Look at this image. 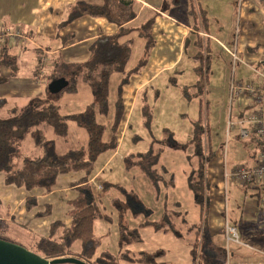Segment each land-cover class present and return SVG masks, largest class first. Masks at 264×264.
<instances>
[{
  "label": "rangeland",
  "instance_id": "1",
  "mask_svg": "<svg viewBox=\"0 0 264 264\" xmlns=\"http://www.w3.org/2000/svg\"><path fill=\"white\" fill-rule=\"evenodd\" d=\"M73 1L0 0V34L8 28L16 27L21 30L23 36L31 32V38L28 41L22 39L20 42L24 43L22 44L24 47H19L20 44L17 46L12 39L9 40L10 46L7 48H3L0 42V118L9 117L13 107L24 108L33 99L56 101L61 105V112L64 114L83 111L93 101L91 87L83 80L78 81L76 91H70L66 87L55 93L50 91L52 81L55 78L63 77L59 74L63 72L66 63L80 59L61 49L63 44L74 40L73 36L63 35L68 33L69 30L66 27L74 21L68 25L60 26L61 21L68 18L69 6ZM145 1L147 4H144L142 9H140L142 3H137L140 14L131 24L134 27H140L150 17L155 18L152 30L156 42L150 48L147 58H151L152 61L156 59L162 63L159 66L150 64L151 66L143 67L139 72H143L142 74H132L123 89L129 87L130 82L133 85L136 79H141L148 73L157 72L173 62L175 64L173 67L162 69L155 76L154 81L140 91L137 102L127 120L126 128L124 125L128 108H125L117 130L119 146L115 150L102 153L97 158L95 174L99 173L95 176V183L101 185L103 182H107L111 185L97 190L100 208L104 216L98 218L94 223L95 235L100 240L94 258L108 250L116 256L118 264H145L137 259L131 260L121 256L123 248L119 244V212L113 203L114 198H121L128 201L130 205L127 213L128 225L138 228L142 236L141 241L127 245L124 250H127L132 257H137L141 251L162 250L164 252L162 258L168 262L191 264V251L195 246L196 231L203 225L204 218L201 216L200 207L196 204L194 194L189 187L188 155L192 151V147L189 146L188 140L193 134L195 121L200 119L208 131L211 147L216 152L224 154L225 161H228L229 166L235 162L244 164L242 163L246 157L244 154L247 153L248 147L254 149V143L238 138V131L235 128L228 129L229 121L237 119L235 116H231L234 105L229 89L233 77L236 80H246L251 78L253 73L244 69L240 63L234 67L228 48L222 47L215 40L204 39L191 33L181 42V38L175 37V33H169L171 28L177 30L181 25L157 15L149 6H156L174 16L179 22H185L189 15L190 3L194 0ZM229 22L230 20L221 22V24L226 26ZM235 26L236 24H233L234 29L232 26L224 29L227 36L224 35L221 38L226 41L229 38L233 41L236 34ZM88 32L87 28L79 30L80 35ZM134 36L133 53L128 62V69L134 68L139 59L146 55L145 40L137 32ZM231 46L232 42L228 41V47L232 50ZM47 49H57V53L53 55V53L47 52ZM83 50L87 55L86 45L83 46ZM199 51L202 52V56H205L206 52L210 54L209 69L205 76L204 93L201 97L189 99L184 95L183 87L193 84L198 78L195 68L203 63L195 58ZM4 55H8L12 60L3 61ZM52 58H54L53 62ZM202 65L204 67V63ZM72 72L73 74L69 75L70 78L76 76L77 68L72 69ZM123 75L115 73L112 76L110 114L107 117L100 116V120L108 127L105 139H109L111 136L110 125L115 112L118 85L122 81ZM145 105L149 106L152 115L149 123L146 122ZM43 128L46 136L55 140L56 150L59 153L87 143L86 131L72 120L68 122L66 136L55 134L52 127L44 126ZM159 139H165L164 152L158 164L163 179L154 183L140 167L127 169L122 158L130 153L147 150L153 140ZM116 150L117 155L109 159ZM40 153L41 149L35 145L32 136L28 134L22 141L15 166L19 167L24 157L36 156ZM163 167L166 168V171ZM74 172L84 175L83 171ZM172 175L173 182L169 183V178ZM7 185L4 172L0 171V192L3 196L6 194ZM242 185L229 180L228 198H232V186L242 192ZM16 187L28 191L32 196L35 192V188L29 190L25 187ZM228 198L226 197L227 204ZM4 201L0 200L1 206ZM175 202H178L179 205L176 206ZM175 209L183 212V218L168 216ZM60 214L62 211L60 210V213L57 211V215L62 216ZM167 218L174 219L177 223L178 233L173 230H157L152 225H142L146 222L164 221ZM26 224L29 226V223ZM229 224L233 226L230 221ZM26 232L28 239L23 243L26 244L27 249L35 251V245L31 241L35 234L29 230ZM209 245L213 249V255L217 257L213 259L215 264H228L231 258L230 251L235 252V247H239L233 241H228L224 233L214 236L213 242ZM203 247L202 245V250ZM80 248V242L76 241L73 246V254H76Z\"/></svg>",
  "mask_w": 264,
  "mask_h": 264
},
{
  "label": "trees",
  "instance_id": "2",
  "mask_svg": "<svg viewBox=\"0 0 264 264\" xmlns=\"http://www.w3.org/2000/svg\"><path fill=\"white\" fill-rule=\"evenodd\" d=\"M137 3L136 0H75L69 7L68 18L61 21L60 26H65L78 18L92 16L104 18L117 26L114 33H100L93 40L89 47L90 55L86 60L66 63L63 72L59 74L69 80L66 88L70 91L77 90L79 80H83L91 87L93 101L83 111L64 114L61 112V105L56 101L33 99L24 108L13 107L9 117L0 118V171L4 172L7 184H14L29 190L38 188L42 189L44 193H49L54 189L56 180L61 174L74 171L84 172V176L76 186L77 195L69 201L67 214L70 218V224L65 225L63 221L53 222L50 235L40 237L34 243L35 252L45 258L75 256L88 264H118L116 256L108 250L94 258L96 248L100 243L94 232V223L104 214L100 208L96 188L90 180L95 175L97 158L102 153L115 150L119 146L117 130L125 110L123 86L129 82L132 74L139 73L146 65L148 62L147 54L156 42L152 30L155 22L154 17L147 19L140 27H134L131 24L138 16ZM136 32L145 40L146 55L139 59L134 68L128 69ZM199 43L201 44L202 41ZM195 58L201 60L204 67L203 63L198 65L195 68L198 75L196 82L183 87V93L189 99L201 97L204 93L210 54L206 52L205 56H202V52L199 51ZM5 60L11 61L12 59L8 55H4L3 61ZM76 68L78 70L76 76L70 78L69 75L73 74L72 69L75 70ZM115 73L124 75L118 85V97L110 125L111 136L109 139H105L108 127L106 123L100 120V116L107 117L110 114V85L111 78ZM144 113L147 118L146 122L149 123L152 116L149 106H144ZM243 114L244 110L241 111L242 116ZM70 120L76 122L80 128L86 131L87 143L78 148L59 153L56 150L55 140L46 136L43 127H52L55 134L66 136ZM28 134L32 136L35 145L41 149V153L36 156L24 157L22 164L16 167L15 162L19 157L22 141ZM237 137L240 138L239 134ZM242 140L254 143L256 148L252 154V159L255 160L258 152L257 135L252 134ZM188 144L192 147V151L188 155L190 164L189 187L194 194L196 204L200 207L201 216L204 218L203 225H206L210 186L206 167L216 150L211 147L208 131L200 119L194 123L193 134L188 140ZM164 145L165 139L153 140L147 150L124 156L122 160L125 167L127 169L140 167L150 180L158 183L163 179L158 164L164 152ZM163 168L166 171V168ZM170 182H173V175L169 178ZM110 185L111 183L107 182L102 184L103 188ZM113 203L119 212V244L123 248L122 257L131 260L137 259L145 264H177L164 260L162 250L141 251L137 257H132L127 250H124L127 245L141 241L142 236L138 228L128 225L129 202L121 198H114ZM36 204V197H27V208H32ZM175 205L178 206L179 203L175 202ZM49 213H51L50 205L38 215H48ZM183 215V212L175 209L168 216L183 218ZM142 225H152L157 230H173L178 233L177 223L174 219L167 218L164 221L146 222ZM203 225L196 231L195 246L191 251V264L211 263L200 249L199 237ZM0 238L16 242L4 235L1 229ZM76 241L80 242L81 248L76 254H73V246Z\"/></svg>",
  "mask_w": 264,
  "mask_h": 264
},
{
  "label": "crops",
  "instance_id": "3",
  "mask_svg": "<svg viewBox=\"0 0 264 264\" xmlns=\"http://www.w3.org/2000/svg\"><path fill=\"white\" fill-rule=\"evenodd\" d=\"M74 1L71 2L70 6ZM136 1L142 3L140 9H142L144 4H147L145 0ZM149 6L153 8L157 15L181 25L177 30L171 28L169 31L170 34L175 33V37H180L181 42L189 37L191 33L197 34L204 39L215 40L222 47L228 49V41H231L232 49L238 50L241 56V60L239 61L240 65L253 73L251 66L257 63L260 53L264 49V0H194L190 3L188 9L189 15H187L185 22H179L174 16L156 6ZM139 14L140 12L138 11V16ZM229 20L230 22L226 26L221 24V22ZM233 24H236V34L233 41L229 38L227 41L221 38V36H227L224 29L230 26L233 27ZM66 28L69 31L63 35H67V37L73 36L74 40L63 44L61 49L69 52L73 57L80 58L79 60H72L68 63H77L86 60L90 55V44L100 33L112 34L117 30V26L108 22L106 19L92 16L78 18ZM83 28H87L89 32L80 35L79 30ZM30 38L31 32L24 35L21 39L12 40L17 46L20 44L19 47H24L22 45L24 43H20L21 40L28 41ZM9 40L11 39L0 40L1 46L3 48L10 46ZM208 40L205 41L208 42ZM85 45L88 48L87 55L83 50V46ZM46 51L53 53V55L57 53V49H47ZM52 59L53 62L54 58ZM161 63L156 59L152 61L150 58L144 68L150 64L152 66H159ZM174 64L175 62L169 66L162 67L157 72L148 73V75H144L141 79H136L133 85L130 82L128 84L129 87L123 89L124 105L126 109L128 108L124 128H126L127 120L132 108L137 102L140 91L152 83L155 76L162 69L173 67ZM142 73H138V75ZM251 78L257 81L254 73ZM233 105L234 109L231 111L238 109L236 103ZM255 148L254 145V149L248 148L247 153L244 152L246 157L242 163L247 166L254 164L255 160L252 159V154ZM117 153L116 150L109 159L117 155ZM236 163L241 164V162H235L229 166L228 161H225L224 154L220 152H216L207 163L206 172L210 184L208 190V214L206 225L202 228L203 234L201 233L199 237L200 249L204 252L206 258L210 260V264H215L213 259L217 257L213 255V249H211L212 247L209 244L213 242L214 236L218 233H224L228 241H233L237 244L236 246H239L235 247V252L230 251L231 258L228 264H264V182L242 185V192L232 186V198L230 197L229 199L227 192L230 190L227 188L225 172L226 170H232ZM98 173L91 178L90 182L92 184ZM82 175L75 172L61 174L56 180L54 189L49 193H44L42 189L35 188L33 196L37 198V204L32 209L26 207V199L32 195L28 191L21 190L13 184H8L6 194L3 196L0 192V200H5L2 206L0 204L1 232L17 243L26 246L23 241L28 239L26 235V231L28 230L35 234L34 239L31 240L34 244L38 238L50 235L53 222L63 221L65 225H69L70 218L67 214L69 201L77 195L76 186L78 181L84 176ZM226 197L229 200L228 204ZM48 205L51 207V213L47 216H39L38 213L44 211ZM60 210L62 211V214H60L62 216L57 215V211L60 213ZM229 221L237 229L238 241L230 239L226 232V225L229 224ZM26 223H29V226H26ZM202 245L204 246L203 250ZM246 249L251 251L248 252Z\"/></svg>",
  "mask_w": 264,
  "mask_h": 264
},
{
  "label": "built area",
  "instance_id": "4",
  "mask_svg": "<svg viewBox=\"0 0 264 264\" xmlns=\"http://www.w3.org/2000/svg\"><path fill=\"white\" fill-rule=\"evenodd\" d=\"M23 37L19 28L7 29L0 34V40L21 39ZM232 56L233 66L235 67L241 60V56L236 49H228ZM257 81L254 78L246 80H236L233 77L230 86V97L232 103H236L238 109L231 111V116H235L236 121H229V128H235L239 137L246 139L252 134L258 137V152L254 164L247 166L238 164L232 170L225 172L226 183L229 180L243 185L264 182V49L256 64L251 66ZM244 110L243 116L241 111ZM93 184L97 190L102 186ZM226 232L232 240H239L235 226L226 225Z\"/></svg>",
  "mask_w": 264,
  "mask_h": 264
},
{
  "label": "water",
  "instance_id": "5",
  "mask_svg": "<svg viewBox=\"0 0 264 264\" xmlns=\"http://www.w3.org/2000/svg\"><path fill=\"white\" fill-rule=\"evenodd\" d=\"M69 84L66 77L55 78L51 85L52 93L58 92ZM88 264L86 261L75 256H65L55 259H48L25 246L0 238V264Z\"/></svg>",
  "mask_w": 264,
  "mask_h": 264
}]
</instances>
